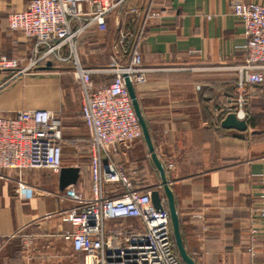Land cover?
Listing matches in <instances>:
<instances>
[{"label": "crops", "instance_id": "0c3cea01", "mask_svg": "<svg viewBox=\"0 0 264 264\" xmlns=\"http://www.w3.org/2000/svg\"><path fill=\"white\" fill-rule=\"evenodd\" d=\"M29 1L0 0V56L23 59V64L30 44L20 32L9 30L7 16ZM247 1L264 5V0ZM230 3L121 0L105 30L92 25L74 42L80 63L89 67L106 66L113 45L122 62L129 61L133 48L140 51L147 74L134 87L157 156L174 162L166 175L185 248L196 264H264V229L258 223L257 254L252 257L245 250L251 218L264 191V84L248 86L245 130L221 126L238 95L234 67L245 56L244 28L232 15ZM150 11L159 15L148 17ZM69 51L64 45L60 54L68 57ZM43 66L35 74L13 79L0 71V114L45 108L57 113L62 126L63 119L76 111L61 87V73L73 67L70 57L52 60L49 69ZM93 78L96 85L109 79L104 74ZM84 148L75 186L86 193L90 178ZM114 156L127 169L138 170L137 183L160 189L165 200L143 138L121 146ZM4 174L0 264H80L61 236L71 227L61 211L72 203L57 195L59 174L45 168L25 170L20 192L16 173ZM23 239L28 240L26 247Z\"/></svg>", "mask_w": 264, "mask_h": 264}, {"label": "built area", "instance_id": "2783aa9c", "mask_svg": "<svg viewBox=\"0 0 264 264\" xmlns=\"http://www.w3.org/2000/svg\"><path fill=\"white\" fill-rule=\"evenodd\" d=\"M120 2L30 0L24 8L8 14L9 30L20 32L30 49L24 64L23 59L0 56V71L13 79L35 74L49 60L66 61L70 57L71 74L80 88V118L86 138L66 139L57 113L49 109L22 108L0 114V179L7 178L5 171H14L16 190L20 192L25 187V170L45 168L59 174L66 145L76 152L84 146L89 158L88 192L71 184L57 193L72 203L61 211L69 217L71 226L61 236L72 254L80 257V264H185L175 246L166 201L162 198V209H155L152 189L135 180L138 170L127 169L114 158L121 146L143 138L124 79L127 75L134 86L146 80L140 51L133 48L129 61L122 62L113 45L106 66L89 67L80 63L74 49L76 38L88 27L107 28V18ZM230 8L243 25L246 42L243 62L234 67L238 95L227 111L245 119L248 86L264 81V5L231 0ZM146 15L154 17L159 12ZM64 45L69 46L68 57L60 54ZM94 74L109 79L96 85ZM162 164L166 174L174 168L172 159ZM257 223L264 229V191L245 242V250L252 257L257 254ZM23 240L26 247L28 240Z\"/></svg>", "mask_w": 264, "mask_h": 264}, {"label": "water", "instance_id": "95a60500", "mask_svg": "<svg viewBox=\"0 0 264 264\" xmlns=\"http://www.w3.org/2000/svg\"><path fill=\"white\" fill-rule=\"evenodd\" d=\"M40 68L49 69L51 68V61H47L46 65ZM125 84L127 90L129 92V96L131 99V103L135 112V115L138 119L142 130V136L146 143L147 149L149 151L150 158L152 160L153 165L158 171L160 178L159 187L162 189L163 195L166 200V208L169 212L170 223L172 228L173 239L175 242V246L179 257L185 264H196L195 259L187 252L183 237L180 230V220L179 215L175 205V199L171 187L169 185V181L167 179V175L165 173V169L157 153L155 151L151 135L148 129L147 122L142 114L139 100L137 98L136 90L134 85L131 83L127 75H124ZM221 126L227 129H237L243 131L247 128V122L245 119H238L234 112H229L221 121ZM80 168L74 165L63 166L59 172V189H64L68 185L76 184L79 178ZM150 197L153 206L155 209H162L161 204V191L160 189H152L150 192Z\"/></svg>", "mask_w": 264, "mask_h": 264}, {"label": "rangeland", "instance_id": "374dc122", "mask_svg": "<svg viewBox=\"0 0 264 264\" xmlns=\"http://www.w3.org/2000/svg\"><path fill=\"white\" fill-rule=\"evenodd\" d=\"M61 87L65 88L64 92L68 96L69 103L72 108H75V112L68 114V118L63 119L62 126L63 132L66 139H71L73 137L86 138V130L79 117L78 111L80 109V88L78 83L74 80L71 71L68 69L61 73ZM82 127V128H81ZM82 130V132H81ZM64 164H75L77 166L81 165V148L77 152L71 148L69 144L66 145L63 157Z\"/></svg>", "mask_w": 264, "mask_h": 264}, {"label": "trees", "instance_id": "16d2710c", "mask_svg": "<svg viewBox=\"0 0 264 264\" xmlns=\"http://www.w3.org/2000/svg\"><path fill=\"white\" fill-rule=\"evenodd\" d=\"M264 84V81H263V83H261V84H258V85H263Z\"/></svg>", "mask_w": 264, "mask_h": 264}]
</instances>
